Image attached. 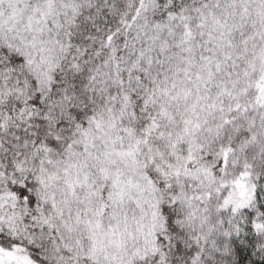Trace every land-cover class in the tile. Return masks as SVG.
Masks as SVG:
<instances>
[{
    "label": "snow or ice",
    "instance_id": "obj_1",
    "mask_svg": "<svg viewBox=\"0 0 264 264\" xmlns=\"http://www.w3.org/2000/svg\"><path fill=\"white\" fill-rule=\"evenodd\" d=\"M0 264H264V0H0Z\"/></svg>",
    "mask_w": 264,
    "mask_h": 264
}]
</instances>
